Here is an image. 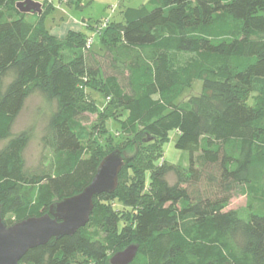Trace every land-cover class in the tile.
Wrapping results in <instances>:
<instances>
[{
	"label": "trees",
	"instance_id": "trees-1",
	"mask_svg": "<svg viewBox=\"0 0 264 264\" xmlns=\"http://www.w3.org/2000/svg\"><path fill=\"white\" fill-rule=\"evenodd\" d=\"M19 1L0 0L1 217L40 216L87 186L106 154L124 157L88 222L19 264H109L129 244L138 246L130 264H264V204L245 215L227 209L234 187L264 200V0H147L109 20L96 51L94 41L85 47L91 34H50L51 4L23 13ZM196 80L201 91L178 101ZM92 91L105 100L100 127L114 118L107 132L124 134L113 149L81 124L98 109L92 96L87 104ZM33 93L55 102L41 138L64 155L53 171L28 169V133H12ZM170 131L187 168L161 157Z\"/></svg>",
	"mask_w": 264,
	"mask_h": 264
},
{
	"label": "rangeland",
	"instance_id": "rangeland-1",
	"mask_svg": "<svg viewBox=\"0 0 264 264\" xmlns=\"http://www.w3.org/2000/svg\"><path fill=\"white\" fill-rule=\"evenodd\" d=\"M41 4H51L52 8L44 18V24L50 34L56 37H63L68 30L79 31L86 34H93L88 30V24H95L97 20L99 22L103 18L109 20L121 21L125 10H137L147 0H81L80 5L76 7L74 4L67 3L65 0H34ZM34 17L27 15L26 20L32 22ZM95 39L97 38L93 34ZM96 46H93V50H98V46H103L105 43L102 41L98 43L94 41ZM202 82L196 80L190 88H186L178 101L186 100L190 95L198 94L201 91ZM89 90H87V93ZM92 96L93 100L98 106L95 113L86 114L85 120L81 121V124L85 126L91 134V137L98 140L104 148H115L116 142L124 135H118V138H112L107 132L108 129L114 130L116 121L114 118H108L104 121L107 130L100 127L101 121L99 117V111L104 108L105 100L100 96L99 92L92 91L91 95L87 94L88 106L93 105V101L90 99ZM55 108L54 100L45 99L39 93L30 94L23 105L22 110L14 121L12 126V133H19L21 131H27L28 133V144L24 150L25 165L28 169H45L53 171L56 164L61 162L64 155L58 156L59 154L49 146L43 143L42 136L46 127L47 119L51 111ZM117 119L120 118L119 110H116ZM99 124V125H98ZM119 131V130H118ZM113 132V131H112ZM114 133V132H113ZM117 133V132H116ZM115 134V133H114ZM177 134L175 131H170L167 139L162 141L161 144V157L163 160L174 163L185 168L189 164V153L185 150L177 149L174 145ZM86 145L85 141L82 143ZM172 181V178H169ZM251 194V193H250ZM264 204V200L258 195L245 193L243 188L234 187L232 189V198L230 199L227 209H232L239 212L241 215H245L251 208L255 209L258 206ZM128 213V211L126 212ZM129 214V213H128ZM11 222L8 221V224ZM111 256V255H110ZM76 263L74 258L71 264Z\"/></svg>",
	"mask_w": 264,
	"mask_h": 264
},
{
	"label": "water",
	"instance_id": "water-1",
	"mask_svg": "<svg viewBox=\"0 0 264 264\" xmlns=\"http://www.w3.org/2000/svg\"><path fill=\"white\" fill-rule=\"evenodd\" d=\"M16 8L23 13L40 14L42 4L34 0H22L16 3ZM123 164V155L119 149H114L99 162L87 186L73 196L52 202L46 213L11 225L6 224L0 214V264H19L28 250L45 244L51 238L71 236L83 227L92 213L93 198L101 193H111L116 188ZM137 249V244H129L114 252L108 262L130 264Z\"/></svg>",
	"mask_w": 264,
	"mask_h": 264
},
{
	"label": "built area",
	"instance_id": "built-area-1",
	"mask_svg": "<svg viewBox=\"0 0 264 264\" xmlns=\"http://www.w3.org/2000/svg\"><path fill=\"white\" fill-rule=\"evenodd\" d=\"M108 22H109V19L108 18H103L98 24H96V26H95V28H94V30H93L92 33L95 34L96 36L99 35L100 32H101V30L104 27H106V25L108 24ZM93 34L90 35L87 38V40H86V45H85L86 49H88L92 45V43L94 41V35Z\"/></svg>",
	"mask_w": 264,
	"mask_h": 264
}]
</instances>
